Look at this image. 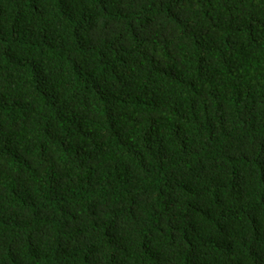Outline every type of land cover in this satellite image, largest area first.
<instances>
[{
  "label": "trees",
  "instance_id": "obj_1",
  "mask_svg": "<svg viewBox=\"0 0 264 264\" xmlns=\"http://www.w3.org/2000/svg\"><path fill=\"white\" fill-rule=\"evenodd\" d=\"M0 264H264V0H0Z\"/></svg>",
  "mask_w": 264,
  "mask_h": 264
}]
</instances>
